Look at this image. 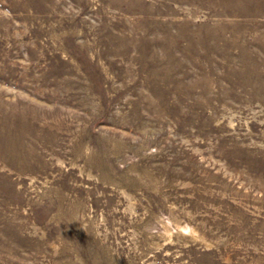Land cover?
<instances>
[{
    "label": "rangeland",
    "instance_id": "374dc122",
    "mask_svg": "<svg viewBox=\"0 0 264 264\" xmlns=\"http://www.w3.org/2000/svg\"><path fill=\"white\" fill-rule=\"evenodd\" d=\"M0 264H264V0H0Z\"/></svg>",
    "mask_w": 264,
    "mask_h": 264
}]
</instances>
